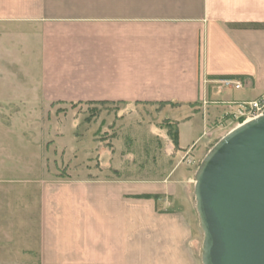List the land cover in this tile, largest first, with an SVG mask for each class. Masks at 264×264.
<instances>
[{"label": "crops", "instance_id": "obj_1", "mask_svg": "<svg viewBox=\"0 0 264 264\" xmlns=\"http://www.w3.org/2000/svg\"><path fill=\"white\" fill-rule=\"evenodd\" d=\"M0 56L33 72L48 105L192 107L176 120L181 153L210 144L223 102L264 92V0H0ZM224 78L246 84L227 89ZM169 179L46 181L35 260L202 264L185 206L167 209L177 189ZM4 242L20 257L24 246Z\"/></svg>", "mask_w": 264, "mask_h": 264}, {"label": "rangeland", "instance_id": "obj_2", "mask_svg": "<svg viewBox=\"0 0 264 264\" xmlns=\"http://www.w3.org/2000/svg\"><path fill=\"white\" fill-rule=\"evenodd\" d=\"M25 74V75H24ZM33 72L0 56V264H38L40 193L46 181L115 178L169 180L171 212L182 210L194 228L195 257L204 238L194 196L195 174L208 151L239 121L208 128L210 144L179 152L170 132L192 108L178 104H64L41 102ZM24 83L25 89L19 85ZM215 131V132H214ZM40 181V182H39ZM184 203V205L182 204ZM27 245V246H26ZM26 246V247H25ZM16 250V249H15Z\"/></svg>", "mask_w": 264, "mask_h": 264}, {"label": "water", "instance_id": "obj_3", "mask_svg": "<svg viewBox=\"0 0 264 264\" xmlns=\"http://www.w3.org/2000/svg\"><path fill=\"white\" fill-rule=\"evenodd\" d=\"M194 196L202 264H264V113L208 151Z\"/></svg>", "mask_w": 264, "mask_h": 264}, {"label": "built area", "instance_id": "obj_4", "mask_svg": "<svg viewBox=\"0 0 264 264\" xmlns=\"http://www.w3.org/2000/svg\"><path fill=\"white\" fill-rule=\"evenodd\" d=\"M219 84L224 88H233L236 90H242L245 86V82L240 79H232V78H224L219 80ZM215 105H219L216 103ZM228 111L223 114V116L217 121L218 126L224 122L235 120L239 121L236 127L240 126L241 124L254 120L264 113V92L256 99L250 101H242V102H223ZM217 123L213 122L209 126L210 128H214ZM220 127V126H219Z\"/></svg>", "mask_w": 264, "mask_h": 264}, {"label": "trees", "instance_id": "obj_5", "mask_svg": "<svg viewBox=\"0 0 264 264\" xmlns=\"http://www.w3.org/2000/svg\"><path fill=\"white\" fill-rule=\"evenodd\" d=\"M160 104H164V103H160ZM170 135L172 136V142L173 145L175 147L178 148V129H177V125L176 127L170 132Z\"/></svg>", "mask_w": 264, "mask_h": 264}]
</instances>
